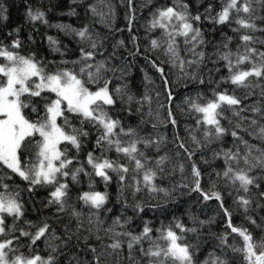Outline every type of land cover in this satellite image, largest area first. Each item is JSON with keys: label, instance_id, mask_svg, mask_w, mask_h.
I'll return each instance as SVG.
<instances>
[{"label": "snow or ice", "instance_id": "1", "mask_svg": "<svg viewBox=\"0 0 264 264\" xmlns=\"http://www.w3.org/2000/svg\"><path fill=\"white\" fill-rule=\"evenodd\" d=\"M121 3L126 7L128 39L134 49L129 55L134 60L143 59L164 85L166 104L158 105V108L166 113L162 122L171 124L174 128L178 125L177 113L173 110L176 93L169 80V71L174 68L178 70L181 79L203 86L205 80L199 68L206 59L210 60L211 55H216L223 60L228 70V75L222 76L220 82L231 81L235 86L254 88L256 85L252 83L253 78L264 81V49L249 46L258 38L244 34L240 36L242 49L238 45L237 51L233 53L227 43H222L224 51L215 49L209 54L204 50L208 41L198 26L202 20L222 25L231 24L235 19L237 27L233 31L257 30L253 0H224L215 15H212L211 3L204 12L197 11L193 15L185 0L179 4H170L165 0V3L151 11L150 19L146 21L149 44L145 45L143 52L140 48V38L132 30L136 19L135 2L121 0ZM255 3L264 9V0H255ZM107 7V14L97 13L96 6L87 3L85 15L89 10L94 15L99 14L102 21H110L111 27L115 22L116 6L109 2ZM6 13V5L0 3V17L6 20ZM69 14H75V10L70 9ZM244 14H247V18ZM26 16L33 22L49 23L47 13L42 8L34 10L28 5ZM55 27L79 37V54L75 59H61L46 64L44 58L37 59L36 52L21 54L20 49L24 47V42L20 38L19 27L8 33V36L12 37L8 43L0 41V58L3 61L0 62V168L4 169V174L0 177V264H60L58 257L61 250L64 254H69V264H73V261L74 264H103L109 257L115 264H123L124 260L129 264H232L227 255L229 249L242 256L243 264H264V216L258 220L255 215H248L253 204L257 209L264 211V191H259L261 184H264V147L261 146L264 144V100L244 105L242 97L229 94L227 90H218L217 87L211 88L209 96L199 90L195 94L190 92L185 95L182 104L186 107L181 108L179 104L175 107L187 115L195 114L198 117L196 128L202 131L203 135H190L191 143L196 149L203 150L214 141H222L229 131L221 124L225 105L232 108L233 115L237 118L231 128V136L235 141H239V144L212 152L213 159L223 156L224 167L222 171H216L215 180L212 179L211 173L209 174V188L205 189L202 186L204 174L193 158L195 152L185 143L176 128L174 155L178 159L172 164V172L175 173L178 167L181 181L179 184L174 183L171 188L163 187L156 183V179L158 176H164L165 161L171 162L172 157L168 153L152 157L147 155V149L154 147L158 152L166 137L161 134H156L155 137L152 134L141 135L138 126L126 127L121 119L110 111L118 103H126L128 111L131 112L133 101L139 104L141 109L148 103L151 111L152 97L147 90L137 97L130 91L127 81L117 85L114 91L109 87L112 82V77L107 75L109 72L113 75L119 72L120 78L123 79L131 67V62L123 66L112 65L116 47H127L125 40L122 38L116 41L113 52L104 55L103 41L107 37L90 30L88 23H83L79 28L65 24H56ZM154 30L160 31L161 35H150ZM260 30L264 31V27ZM116 31L122 32L123 29ZM28 39H33L31 34ZM47 39L51 51L60 52L61 56L66 55L55 37L48 36ZM181 39L187 56L181 55ZM225 39L231 41L232 37ZM149 52L156 55V58L149 55ZM246 61L250 62V67L244 66ZM49 65L56 67L50 69ZM141 70L145 72L144 79L150 80L149 73L143 68ZM220 82H216L217 85ZM209 83H212L211 78ZM261 88L260 95L264 97V84ZM45 90H48L47 94ZM156 96L159 97L160 93L157 92ZM41 103L42 111L38 106ZM28 108L31 111L26 113ZM246 110L250 111L251 115L243 116L242 113ZM58 118L62 123L58 122ZM73 119L79 121V126L72 122ZM85 124L97 129L99 135L96 136L95 147L89 150L82 160V148L91 138L90 131L84 127ZM242 131L259 137L261 144H250L241 135ZM62 142L65 145L63 147ZM69 144L75 149V154L69 152L66 146ZM112 149H115L120 159L106 155ZM182 156L187 158L190 169H187L184 160L180 159ZM257 168L259 173L253 175V170ZM186 171L191 176L187 184L184 183V180L188 179L185 176ZM110 172L116 174L121 189L130 188L133 193L143 188L150 194L162 192L167 196L179 187L197 193L204 202L215 200L226 218V228L230 229V232L226 231L219 237V254L212 250L203 260H199V239L190 243L186 235L192 233L199 237L198 226L209 224L211 220L192 218L193 224L198 226L188 227L182 220L174 217L167 225L161 222V226L155 229L158 235L153 236V228L148 221L144 222L142 230L138 232L118 231L117 227L123 229L131 217L122 220L120 216H115L112 223L104 228L105 221L101 219L100 214L106 209L107 191L89 190L78 194L76 199L88 207L86 214L71 203L68 177H71L72 183H80L82 173L89 178V189H92V178L95 175L107 188L113 179ZM15 177L20 178L25 187L5 182ZM220 180L236 190L235 202L243 208L251 229L233 223V214L225 206V194L217 188ZM251 186H255L258 195L253 194ZM38 188L51 189L45 207L51 210V206H54L55 211L42 220H26V205L22 192L31 194ZM241 191L243 194H240ZM228 195H232V192ZM124 204L129 206L126 199ZM131 206L141 212L144 207L142 202ZM107 212H111V209H107ZM64 215L70 219L63 224L64 235L61 236L49 221H59ZM9 218L12 220L11 224L7 222ZM20 221H23L24 226H18ZM254 230L260 232L259 237ZM232 234L241 239L239 246L228 243ZM92 237L95 238V243L90 242ZM41 241L48 250L46 255H41ZM125 243L127 255L122 257ZM81 244L85 246L80 249L84 252L83 258L71 252V249L79 248Z\"/></svg>", "mask_w": 264, "mask_h": 264}, {"label": "trees", "instance_id": "2", "mask_svg": "<svg viewBox=\"0 0 264 264\" xmlns=\"http://www.w3.org/2000/svg\"><path fill=\"white\" fill-rule=\"evenodd\" d=\"M111 2L116 6V15L115 22L113 26H109L110 21H102V18L99 14L94 15L90 10L87 15H85V8L87 3L94 4L97 8V13L108 12L107 4ZM136 7V19L133 23V32L140 38V48L141 51H144L145 45L149 44V34L146 31V21L150 19L151 11L158 5L165 3V0H134ZM177 3L179 4L182 0H167V3ZM186 3L190 5V9L193 15L197 12H204V9L207 8L208 4L213 5L212 15H215L216 11L224 3V0H185ZM0 3L6 5L7 7V19L0 17V41L8 43L12 37L8 36V33L13 29L20 28V38L24 42V47L20 49L21 54H28L30 52L37 53V59L44 58L46 64L50 61H60L61 59H75L78 56V45L77 41L79 37L70 34L69 32L55 27L56 24H65L72 25L74 27H81L83 23H88L90 25V30L94 32H99L102 37H107L103 41L105 52L104 55H110L113 52V45L116 41L120 39L125 40L124 46H117L115 49V58L112 61L114 66H123L131 62V67L127 72V75L121 79L120 73L117 72L113 75L109 72L107 75L112 77V82L109 87L111 90H115L116 86L119 84L129 83L130 91L133 92L137 97L142 96L145 90L148 91V94L152 97L151 101V111L149 104L145 103L140 108V105L133 101L131 112L128 111L127 104L118 103L117 106L113 109H110L112 113L118 116L124 125L127 127L138 126V130L141 135L152 134L155 137L156 134H161L166 139L162 142L160 150L157 152L154 147L147 149V155L155 157L157 155H164L168 153L172 157L171 162L165 161V174L163 177H157L156 183L162 185L163 187L171 188L175 184H179L181 181V175L179 168L177 167L175 173L172 172V164L176 163L177 157L174 153L176 151L174 145V132L178 128L179 135L184 138L185 143L189 147L193 148L195 155L194 159L196 160L198 166L200 167L204 178L202 179V186L205 189L209 188L208 176L211 173L212 179H216V171H222L224 167L223 156H218L213 159L212 152L219 151L221 148L232 147L233 144H239V141H235L231 136V128L236 123V117L233 115V110L229 106L223 107V118H221V124L228 128L229 131L225 134L222 141H214L209 144L205 149L199 150L192 145L190 140V135H197L202 137L203 133L196 128V120L198 117L195 114L187 115L181 112L175 107L176 104H179L181 108L186 107L182 104L183 97L188 93L195 94L197 90L202 91L206 96L211 95V88L217 87L218 90H227L229 94H235L238 97H242V103L244 105H250L264 100V97H261V85L264 84V81H260L258 78H253L252 83L256 85L254 88H246L243 86H235L231 81L220 82L222 76L228 75V70L224 66L222 59H219L216 55H211L210 60L206 59L205 62L199 68V71L204 77L205 84L199 86L198 83H189L188 81L181 79L180 74L177 69H172L169 71V80L171 82V87L176 93V99L174 100L173 110L177 113L178 125L172 126L164 121L166 113L163 110L158 108L159 104H166L165 99V90L164 85L161 83L159 76L153 71V69L143 60L136 59L134 60L130 51H134L131 46V41L128 39L129 33L126 27L125 20V11L126 7L121 0H0ZM28 5H31L33 9L42 8L47 13L48 24H44L40 21L33 22L26 16V8ZM74 9L75 14H69V10ZM253 15L257 17L256 23L258 25L257 30H245L241 29L240 31H233L237 27L235 19L231 24H214L210 20H202L199 23V27L204 32V37L208 43L204 46V50L211 54L215 49H220L224 51L225 49L221 47L222 43H227L228 48L231 49L233 53L237 51V46L243 48V42L240 40V36L244 34L252 35L255 38L249 46L256 47L258 49H264V31L260 30L261 27H264V9H261L259 5L253 0ZM247 18V14H244ZM116 29H123L122 32L116 31ZM29 34L33 39L29 40ZM150 35L159 37L161 35L160 31L154 30ZM48 36H53L59 41V47L65 50L66 55L61 56L60 52H53L49 48ZM225 37H232L231 41H227ZM67 46V47H66ZM149 55H153V58H156V55L149 52ZM181 55L187 56V52L184 50L183 42L181 39ZM163 59V57H161ZM159 62V61H158ZM215 62V63H213ZM244 66L250 67V62H244ZM56 65H49V68H54ZM71 67V65H68ZM145 69L151 79L146 81L144 79L145 72L141 69ZM219 69V71H216ZM167 70V69H166ZM209 70L211 73L209 74ZM211 78L212 83H209ZM216 82H220L218 85ZM187 84V87L185 85ZM48 90H45L47 94ZM159 92L160 96L157 97L156 93ZM43 110L42 103L38 105ZM31 109H26V113L30 112ZM159 112V115L157 113ZM243 116L251 115L250 111H245L242 113ZM33 118L34 115H33ZM58 122L62 123V120L58 118ZM74 124L79 126V121L73 119ZM153 125H156L154 128ZM85 128H88L91 134L90 140L86 142L83 146L80 159H85L86 154L89 150H92L95 147L96 136L99 135V132L95 128H90L87 124L84 125ZM241 135L245 140H248L250 144L257 145L261 144L259 137L250 136L244 131L241 132ZM37 138H39L37 136ZM65 146L62 142V147ZM70 153L75 154V149L69 144L66 145ZM264 147V144H261ZM143 147V145H141ZM242 147V146H241ZM97 154L99 152L97 151ZM106 155L113 159H120L117 156L115 149H112L110 152H107ZM203 157V159H201ZM185 162L187 169H190V164L187 161L186 157H180ZM206 161V162H205ZM123 162V160L121 161ZM91 171V168H89ZM259 168L254 169L252 174L257 175L259 173ZM4 174V169L0 168V177ZM113 179L105 188L104 182L97 176H93L94 188L89 189V178L82 173L80 174V183H72L71 177H68L71 186V203L75 204L77 208L85 214L88 212V207L83 205L82 201H78L76 197L79 193L83 191H107L108 192V201H106V209L101 211V219L105 221L103 227L107 228L111 223L112 219L115 216H120L122 220L127 217L132 219L124 226L123 229L117 227L118 231L127 230L138 232L142 230L144 222H150V227L153 228V236H157L158 233L155 229H158L161 226V222L167 225L174 217L182 220L185 225L188 227H194L192 218L197 220H211V223L205 224L199 227V237L192 233H187V239L190 243H195L197 239L200 242V250L198 253L199 260H203L210 251L215 250L218 254L220 249L217 247L220 243L219 237L222 233L228 231L225 226V216L220 210L217 202L215 200L204 202L202 197L197 193L190 192L187 188H177L171 195H165L164 193H149L146 189H141L139 192L133 193L130 188L121 189L117 183V176L115 173H109ZM185 176L188 177L187 180H184V183L187 184L191 179V176L188 171L185 172ZM10 184L20 185L22 188L25 187V184L22 183L20 178L15 177L10 180L5 181ZM259 183V181H258ZM252 187L253 194H257L255 186ZM217 188L224 192L225 194V206L228 207L233 214V223L237 226H244L252 228V226L246 220V216L243 208L235 202L236 200V190L225 185L223 180H220L217 183ZM15 191L16 189H11ZM51 189L45 190L44 188H38L34 193L29 194L27 191L22 192L24 202L26 205V215L24 219L38 221L42 220L45 216H51L52 212L55 211V207L51 206L45 207L47 205V196L48 192ZM232 192V195H228L229 192ZM264 191V184H261L260 190ZM240 194H243L241 191ZM258 195V194H257ZM125 199L128 202L129 206L124 204ZM136 202L143 203V211H139L132 207ZM34 205V207H33ZM156 205L157 207L153 208L152 206ZM107 209H111V212H107ZM248 215H255L257 219L261 216H264V211L257 209L255 204L252 205V210L249 211ZM67 215L61 216L59 221L50 220L49 223H52L56 227L59 235L63 236V224L69 221ZM73 223H74V218ZM8 224L12 223L11 218L8 219ZM18 226H24L23 221L18 222ZM34 230V228L32 229ZM256 235L259 237L260 232L254 230ZM103 235V233H101ZM91 243H95V238L90 239ZM228 243L234 246H239L241 239L236 234L229 236ZM39 247L42 249L41 255L47 254V249H45L43 241L39 242ZM85 246L81 244L79 248L71 249V252L78 254L80 258L84 257V252L80 249ZM145 247H147V241H145ZM125 251L121 254L122 257L127 255V245H124ZM26 251V249H25ZM228 258L232 264H243L242 256L239 253H233L231 249L228 250ZM90 256V254H89ZM60 264H69V254H64L61 250V255L58 257ZM74 264V261H73ZM103 264H115L114 260L110 257L106 258L103 261ZM123 264H129L127 260L123 261Z\"/></svg>", "mask_w": 264, "mask_h": 264}, {"label": "rangeland", "instance_id": "3", "mask_svg": "<svg viewBox=\"0 0 264 264\" xmlns=\"http://www.w3.org/2000/svg\"><path fill=\"white\" fill-rule=\"evenodd\" d=\"M0 62H3V61H2V58H0Z\"/></svg>", "mask_w": 264, "mask_h": 264}]
</instances>
